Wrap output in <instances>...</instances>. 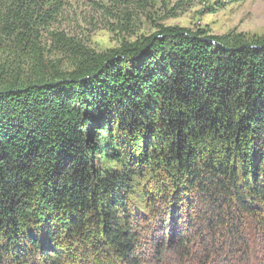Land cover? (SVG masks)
<instances>
[{
    "label": "trees",
    "instance_id": "trees-1",
    "mask_svg": "<svg viewBox=\"0 0 264 264\" xmlns=\"http://www.w3.org/2000/svg\"><path fill=\"white\" fill-rule=\"evenodd\" d=\"M59 4L0 0V264H138L141 216L160 259L256 264L264 33L160 26L72 50L43 38Z\"/></svg>",
    "mask_w": 264,
    "mask_h": 264
},
{
    "label": "rangeland",
    "instance_id": "rangeland-1",
    "mask_svg": "<svg viewBox=\"0 0 264 264\" xmlns=\"http://www.w3.org/2000/svg\"><path fill=\"white\" fill-rule=\"evenodd\" d=\"M59 13L43 38L51 43L50 33L60 32L71 39L73 49L88 48L103 52L132 42L157 31L160 26H181L206 34H242L247 38L264 33V0H58ZM45 42V41H44ZM55 43L47 46L52 51ZM59 53L51 52L56 61ZM62 68L71 66L72 52L59 55ZM145 216L135 220L139 236L140 260L138 264H195L197 253L189 262L180 261L174 254L162 258L153 253L157 235L149 232ZM143 220V221H142ZM264 244L261 246L263 247ZM236 256L235 258H233ZM256 264H264V251L255 255ZM200 264V262L198 263ZM209 264H252L238 255L214 258Z\"/></svg>",
    "mask_w": 264,
    "mask_h": 264
}]
</instances>
